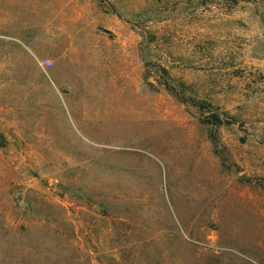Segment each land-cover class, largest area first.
<instances>
[{"label": "rangeland", "instance_id": "rangeland-1", "mask_svg": "<svg viewBox=\"0 0 264 264\" xmlns=\"http://www.w3.org/2000/svg\"><path fill=\"white\" fill-rule=\"evenodd\" d=\"M0 264H264V0H0Z\"/></svg>", "mask_w": 264, "mask_h": 264}, {"label": "trees", "instance_id": "trees-1", "mask_svg": "<svg viewBox=\"0 0 264 264\" xmlns=\"http://www.w3.org/2000/svg\"><path fill=\"white\" fill-rule=\"evenodd\" d=\"M196 105H198V104H196ZM200 107L204 108V106H200ZM207 120H208L207 122L209 124L215 125V126L220 125L223 121L222 118H220V116L215 112H209V114L207 116ZM158 256H159V259H161L160 254Z\"/></svg>", "mask_w": 264, "mask_h": 264}]
</instances>
